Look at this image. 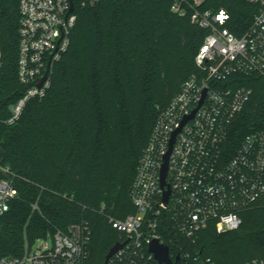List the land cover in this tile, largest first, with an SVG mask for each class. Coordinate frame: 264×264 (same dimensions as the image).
Here are the masks:
<instances>
[{
    "label": "trees",
    "instance_id": "1",
    "mask_svg": "<svg viewBox=\"0 0 264 264\" xmlns=\"http://www.w3.org/2000/svg\"><path fill=\"white\" fill-rule=\"evenodd\" d=\"M75 2L77 24L53 66L48 94L29 101L10 124L11 107L26 91L18 79L20 0H0V161L11 167L19 191L0 216V258L21 256L38 239L87 223V260L105 264L109 250L127 239L112 220L136 213L131 187L159 109L199 71L196 56L209 31L177 15L173 0ZM204 7L225 9L226 26L238 37L257 12L245 0H205ZM232 78L253 94L230 127L229 152L264 128V76ZM242 217L238 229L219 233L210 224L193 240L162 215L156 233L174 260L180 256L177 264L264 260V205Z\"/></svg>",
    "mask_w": 264,
    "mask_h": 264
},
{
    "label": "built area",
    "instance_id": "2",
    "mask_svg": "<svg viewBox=\"0 0 264 264\" xmlns=\"http://www.w3.org/2000/svg\"><path fill=\"white\" fill-rule=\"evenodd\" d=\"M99 1L78 0L77 5L92 7ZM245 1L256 5L257 12L238 37L226 26L230 15L225 9L205 8V0H173L177 15L190 17L209 32L196 56L199 71L159 109L131 187L136 213L112 220L127 242L109 264H136L137 256L157 262L149 245L154 238L165 243L156 233L162 215L171 220L176 233L195 240L210 224L219 233L238 229L245 211L264 205V128L245 135L234 151L228 149L230 127L253 94L252 88L238 86L232 77L264 76V0ZM20 13L18 79L26 91L11 107L10 124L20 119L29 101L48 94L53 66L68 50L78 20L75 0H20ZM169 151L163 187L162 167ZM167 189L170 196L165 203ZM18 195L11 167L0 161V216ZM90 237L87 223H75L38 239L46 240L39 247L37 241L27 245L21 256L0 258V264H90Z\"/></svg>",
    "mask_w": 264,
    "mask_h": 264
},
{
    "label": "water",
    "instance_id": "3",
    "mask_svg": "<svg viewBox=\"0 0 264 264\" xmlns=\"http://www.w3.org/2000/svg\"><path fill=\"white\" fill-rule=\"evenodd\" d=\"M74 8V5L72 3V9ZM46 78V75L44 76V78L41 80L40 83H42L44 81V79ZM206 94V91L204 92V96ZM196 111V110H195ZM195 111L192 113L191 116L187 117L183 123H185L189 118L193 117ZM174 142V137L172 139L171 142V148H172V144ZM171 151V149H170ZM170 151L167 153V155L165 156V162L163 164L162 167V186L165 187V179H166V174H167V169H168V160H169V155H170ZM169 196H170V189H167L164 191V202L167 203L169 200ZM127 241L125 242H119L116 243L108 252V254L106 255V261L105 264L108 263L109 259L119 250L121 249ZM149 251L151 253H153L155 259L157 260L158 264H177V262L180 259V256H178L175 260L171 257L170 254V248L167 244L162 243L158 238H154L149 245Z\"/></svg>",
    "mask_w": 264,
    "mask_h": 264
},
{
    "label": "rangeland",
    "instance_id": "4",
    "mask_svg": "<svg viewBox=\"0 0 264 264\" xmlns=\"http://www.w3.org/2000/svg\"><path fill=\"white\" fill-rule=\"evenodd\" d=\"M42 241L45 242L46 240H39V241L36 242L35 245L39 247L43 243ZM47 242H48L49 247H52V245H53L52 238L47 239Z\"/></svg>",
    "mask_w": 264,
    "mask_h": 264
}]
</instances>
